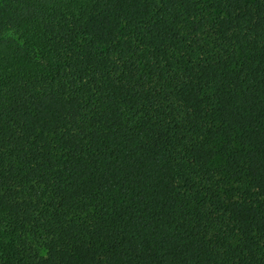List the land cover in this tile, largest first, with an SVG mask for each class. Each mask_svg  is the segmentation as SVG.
<instances>
[{
    "label": "trees",
    "instance_id": "trees-1",
    "mask_svg": "<svg viewBox=\"0 0 264 264\" xmlns=\"http://www.w3.org/2000/svg\"><path fill=\"white\" fill-rule=\"evenodd\" d=\"M0 264H264V0H0Z\"/></svg>",
    "mask_w": 264,
    "mask_h": 264
}]
</instances>
